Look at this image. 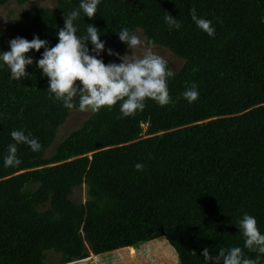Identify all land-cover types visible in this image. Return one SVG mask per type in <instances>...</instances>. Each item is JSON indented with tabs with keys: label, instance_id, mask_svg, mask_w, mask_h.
Returning <instances> with one entry per match:
<instances>
[{
	"label": "trees",
	"instance_id": "obj_1",
	"mask_svg": "<svg viewBox=\"0 0 264 264\" xmlns=\"http://www.w3.org/2000/svg\"><path fill=\"white\" fill-rule=\"evenodd\" d=\"M55 3L9 20L0 52L17 37L55 46L80 0ZM192 8L212 21L214 36L197 28ZM88 25L99 29L105 64L121 62L108 49L120 56L128 49L118 37L124 28L183 60L167 81L172 103L148 100L127 118L119 104L90 112L46 155L69 112L79 111L78 98L71 110L50 98L35 63L43 48L27 54L34 63L21 80L0 67V264H72L161 238L178 264H205L204 248L215 256L231 247L264 264V255L244 248L238 226L247 213L264 234V0H101L94 19L81 12L74 21L77 35ZM193 84L199 97L190 104L182 94ZM13 130L42 147L18 144L21 164L5 167ZM82 187L85 201L74 202Z\"/></svg>",
	"mask_w": 264,
	"mask_h": 264
},
{
	"label": "clouds",
	"instance_id": "obj_2",
	"mask_svg": "<svg viewBox=\"0 0 264 264\" xmlns=\"http://www.w3.org/2000/svg\"><path fill=\"white\" fill-rule=\"evenodd\" d=\"M100 2L80 0L78 9L64 15V27L59 29L58 43L53 47H48V42L38 36L31 41L21 37L10 40V51L0 52V67L7 66L11 79L21 80L28 76L26 68L34 63L27 54L33 50L40 52L43 48L42 57L35 63L48 78L50 98L61 101L69 110L77 107L74 101L78 98V109L81 112L98 113L105 108L111 110L119 104L120 118H127L142 112L148 100L161 107L172 103L167 81L175 73L152 47H144L142 55L136 54V50L143 47V41L138 35L127 28L119 32V40L127 45L132 54L120 56L108 49L109 56L116 55L121 61L118 64H105L97 58L105 51L97 27L88 25L86 35H77L74 21L80 17L81 12L84 17L94 19ZM190 16L198 29L210 37L215 35L211 20L198 17L194 8L190 9ZM164 19L170 28L178 30L181 27L178 19L169 13ZM89 42L95 55L89 52ZM182 96L190 104L195 102L199 97L197 86L193 84ZM11 138L15 143L8 147L4 157L5 167L21 164L17 156L18 144H27L33 152L40 151L42 147L38 139L31 138L22 130H13ZM143 167L140 163L135 165L137 171H142ZM238 226L244 237V248L264 255V234H261L255 217L245 213L238 221ZM201 255L205 264H259L260 259L259 255L256 259L245 257L241 247L221 248L215 256L210 254L208 248H204Z\"/></svg>",
	"mask_w": 264,
	"mask_h": 264
},
{
	"label": "rangeland",
	"instance_id": "obj_3",
	"mask_svg": "<svg viewBox=\"0 0 264 264\" xmlns=\"http://www.w3.org/2000/svg\"><path fill=\"white\" fill-rule=\"evenodd\" d=\"M55 0H28L26 4L19 5L17 0H11L5 6L0 7V31H4L7 23L11 19H16L20 14L30 7H41L49 10L55 9ZM136 35L143 41V47L136 50L137 55H142L144 47H152L153 51L162 56L170 68L176 72L182 65L183 60L172 55L167 49L146 44L140 30H136ZM104 52L100 53L103 54ZM131 55V50L127 49L124 55ZM90 112L71 111L65 122L58 128L54 143L46 152L49 155L51 149L55 147L72 130L76 129L88 116ZM85 188L74 190L71 199L74 202L85 201ZM165 239H156L148 243L140 244L133 248V253L127 249H120L112 253L100 256H89V258L72 264H178L177 256Z\"/></svg>",
	"mask_w": 264,
	"mask_h": 264
},
{
	"label": "crops",
	"instance_id": "obj_4",
	"mask_svg": "<svg viewBox=\"0 0 264 264\" xmlns=\"http://www.w3.org/2000/svg\"><path fill=\"white\" fill-rule=\"evenodd\" d=\"M112 253V252H111ZM105 255V254H104ZM91 256H94V255H91ZM98 256H100V255H98Z\"/></svg>",
	"mask_w": 264,
	"mask_h": 264
}]
</instances>
